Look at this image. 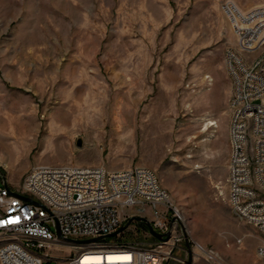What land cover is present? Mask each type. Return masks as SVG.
I'll list each match as a JSON object with an SVG mask.
<instances>
[{
  "label": "rangeland",
  "instance_id": "1",
  "mask_svg": "<svg viewBox=\"0 0 264 264\" xmlns=\"http://www.w3.org/2000/svg\"><path fill=\"white\" fill-rule=\"evenodd\" d=\"M264 0H0V172L17 190L40 163L148 167L184 221L169 264H263L264 234L227 201L236 46L224 4ZM210 121H216L211 126ZM0 184L5 185L3 180ZM149 210L145 218L150 219ZM144 222L109 242L149 244ZM149 229V227H148ZM82 243L60 242L64 259ZM55 264V263H54Z\"/></svg>",
  "mask_w": 264,
  "mask_h": 264
},
{
  "label": "built area",
  "instance_id": "2",
  "mask_svg": "<svg viewBox=\"0 0 264 264\" xmlns=\"http://www.w3.org/2000/svg\"><path fill=\"white\" fill-rule=\"evenodd\" d=\"M223 8L237 37L236 46L225 52L232 83L227 201L238 217L264 234V39L260 50H252V35L264 36V5L246 10L228 1ZM239 41H246V49H239ZM1 180L0 239L8 240V247L0 251V264H45L27 256L26 249L57 256L53 250L60 242L82 243L65 264H169L173 257L184 262L174 256L183 240L176 207L148 167L110 171L101 165L40 163L17 190L0 172ZM149 210L153 216L146 219ZM134 216L149 220L165 237L159 240L147 229L156 239L147 245L102 240ZM92 238L102 239L84 242ZM195 245L206 263L227 264L213 248ZM257 247L264 264V242ZM88 252L102 259L86 260ZM110 253L118 258L109 259Z\"/></svg>",
  "mask_w": 264,
  "mask_h": 264
},
{
  "label": "bare ground",
  "instance_id": "3",
  "mask_svg": "<svg viewBox=\"0 0 264 264\" xmlns=\"http://www.w3.org/2000/svg\"><path fill=\"white\" fill-rule=\"evenodd\" d=\"M264 39L263 32L254 33L252 35V50H260L262 46V41ZM239 49H246V41H239ZM216 121H210L211 126H216ZM176 216L178 219L179 225L184 221L181 210L176 206ZM199 244V243H196ZM8 247V240L0 239V251L5 250ZM26 255L32 257L36 261H42L45 264H58L60 263V257L49 254L48 250L43 251H35L34 248H27ZM109 259H117L118 257L114 256L110 253ZM85 259H94V260H101L102 255L98 254L97 252H88L85 255Z\"/></svg>",
  "mask_w": 264,
  "mask_h": 264
},
{
  "label": "water",
  "instance_id": "4",
  "mask_svg": "<svg viewBox=\"0 0 264 264\" xmlns=\"http://www.w3.org/2000/svg\"><path fill=\"white\" fill-rule=\"evenodd\" d=\"M25 200L31 201L32 199L29 198V197H26ZM132 220L142 221V222L146 223L148 225V227H149L150 233L153 236H155L157 239L162 240L165 237L164 234H160V233H158L157 231L154 230V228H153V226H152V224H151V222L149 220H146L145 218L139 217V216L132 217V219H130L127 224L121 226L116 232L110 234L109 236H115L118 233L124 231L132 223ZM166 237H168V235ZM100 239H102V238H92V239H87L84 242H87V241H97V240H100ZM191 262H192V258L190 257L189 260H188V264H191Z\"/></svg>",
  "mask_w": 264,
  "mask_h": 264
},
{
  "label": "trees",
  "instance_id": "5",
  "mask_svg": "<svg viewBox=\"0 0 264 264\" xmlns=\"http://www.w3.org/2000/svg\"><path fill=\"white\" fill-rule=\"evenodd\" d=\"M146 225H147V224H146ZM143 229H145V230L147 231L148 227L145 226V225H143ZM110 237H111V236H108V237H106V238H104V239H102V240H104V241H108ZM102 240H101V241H102Z\"/></svg>",
  "mask_w": 264,
  "mask_h": 264
},
{
  "label": "snow or ice",
  "instance_id": "6",
  "mask_svg": "<svg viewBox=\"0 0 264 264\" xmlns=\"http://www.w3.org/2000/svg\"><path fill=\"white\" fill-rule=\"evenodd\" d=\"M13 222H15V221H13Z\"/></svg>",
  "mask_w": 264,
  "mask_h": 264
}]
</instances>
